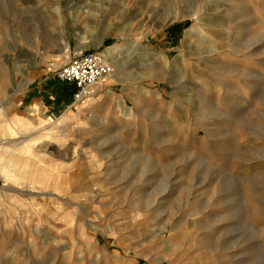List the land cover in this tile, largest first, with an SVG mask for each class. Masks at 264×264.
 I'll return each mask as SVG.
<instances>
[{"label":"rangeland","instance_id":"1","mask_svg":"<svg viewBox=\"0 0 264 264\" xmlns=\"http://www.w3.org/2000/svg\"><path fill=\"white\" fill-rule=\"evenodd\" d=\"M0 264H264V0H0Z\"/></svg>","mask_w":264,"mask_h":264},{"label":"built area","instance_id":"2","mask_svg":"<svg viewBox=\"0 0 264 264\" xmlns=\"http://www.w3.org/2000/svg\"><path fill=\"white\" fill-rule=\"evenodd\" d=\"M113 67L104 57L93 51H79L59 69L57 77L73 85V101L83 103L92 94L98 82L109 76Z\"/></svg>","mask_w":264,"mask_h":264},{"label":"bare ground","instance_id":"3","mask_svg":"<svg viewBox=\"0 0 264 264\" xmlns=\"http://www.w3.org/2000/svg\"><path fill=\"white\" fill-rule=\"evenodd\" d=\"M114 49V47L113 48H110V49H108L106 52H105V55H108V53H109V55L111 54L110 52H112V50ZM112 64V66H113V63H111ZM110 76V75H109ZM108 77V76H107ZM105 79V78H104ZM98 85H99V82H98V84L95 86V88L96 87H98Z\"/></svg>","mask_w":264,"mask_h":264},{"label":"crops","instance_id":"4","mask_svg":"<svg viewBox=\"0 0 264 264\" xmlns=\"http://www.w3.org/2000/svg\"><path fill=\"white\" fill-rule=\"evenodd\" d=\"M60 80V79H59Z\"/></svg>","mask_w":264,"mask_h":264}]
</instances>
